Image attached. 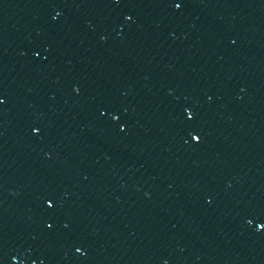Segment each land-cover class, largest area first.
I'll list each match as a JSON object with an SVG mask.
<instances>
[{
  "label": "water",
  "instance_id": "water-1",
  "mask_svg": "<svg viewBox=\"0 0 264 264\" xmlns=\"http://www.w3.org/2000/svg\"><path fill=\"white\" fill-rule=\"evenodd\" d=\"M176 2L0 0V264H264V0Z\"/></svg>",
  "mask_w": 264,
  "mask_h": 264
},
{
  "label": "snow or ice",
  "instance_id": "snow-or-ice-1",
  "mask_svg": "<svg viewBox=\"0 0 264 264\" xmlns=\"http://www.w3.org/2000/svg\"><path fill=\"white\" fill-rule=\"evenodd\" d=\"M174 6H175V8H177V9L182 8V7H183V0H178V2H176V3L174 4ZM128 19H131V17L129 16ZM2 103H4V100H3L2 97H0V104H2ZM187 117H188L189 119H194V113H193L191 110H188V111H187ZM117 119H118V118H117ZM35 131L39 132L40 129L37 128V129H35ZM191 136H192V139L195 140V141H197V142L202 141V139H203L202 135H200V134H198V133H195V132L191 133ZM47 204H48V207H49V208L54 207V201H53L52 199H49V200L47 201ZM47 227H48V228H51L52 225L49 224V225H47ZM260 227H261V228H264V223H262V224L260 225ZM77 251H81V249L78 248Z\"/></svg>",
  "mask_w": 264,
  "mask_h": 264
}]
</instances>
